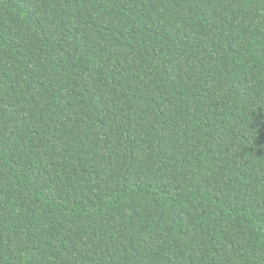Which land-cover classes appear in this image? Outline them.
Instances as JSON below:
<instances>
[{"label":"trees","instance_id":"1","mask_svg":"<svg viewBox=\"0 0 264 264\" xmlns=\"http://www.w3.org/2000/svg\"><path fill=\"white\" fill-rule=\"evenodd\" d=\"M0 264H264V0H0Z\"/></svg>","mask_w":264,"mask_h":264}]
</instances>
